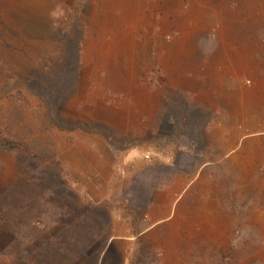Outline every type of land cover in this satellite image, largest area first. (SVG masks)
<instances>
[{"label": "rangeland", "instance_id": "1", "mask_svg": "<svg viewBox=\"0 0 264 264\" xmlns=\"http://www.w3.org/2000/svg\"><path fill=\"white\" fill-rule=\"evenodd\" d=\"M0 264H264V0H0Z\"/></svg>", "mask_w": 264, "mask_h": 264}, {"label": "bare ground", "instance_id": "2", "mask_svg": "<svg viewBox=\"0 0 264 264\" xmlns=\"http://www.w3.org/2000/svg\"><path fill=\"white\" fill-rule=\"evenodd\" d=\"M199 6V10H197V12H201V9H203L204 8V5H202V4H199L198 5ZM133 9H135V7L133 8ZM136 13V12H135ZM138 14V13H137ZM134 17H135V15H134Z\"/></svg>", "mask_w": 264, "mask_h": 264}]
</instances>
